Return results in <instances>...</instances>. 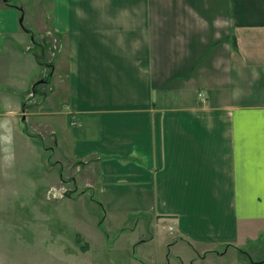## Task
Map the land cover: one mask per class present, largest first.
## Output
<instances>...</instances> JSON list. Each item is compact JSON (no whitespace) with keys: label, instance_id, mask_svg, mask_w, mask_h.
Masks as SVG:
<instances>
[{"label":"crops","instance_id":"0c3cea01","mask_svg":"<svg viewBox=\"0 0 264 264\" xmlns=\"http://www.w3.org/2000/svg\"><path fill=\"white\" fill-rule=\"evenodd\" d=\"M7 3L0 5V45L6 50L13 40L29 51L33 31L17 15L24 0ZM48 19L58 110L84 134L62 128L71 160L95 157L101 190L184 201L182 211L155 210L170 216L177 239L193 250L188 259L177 255L179 264H216L227 254L226 264H264L261 242L256 258L244 250L264 234V0H49ZM208 30L227 42L214 44L207 61ZM205 65L214 72L203 77ZM12 101L1 117L17 125L21 99ZM39 102L25 121L34 117L41 127L37 117L57 111Z\"/></svg>","mask_w":264,"mask_h":264},{"label":"rangeland","instance_id":"374dc122","mask_svg":"<svg viewBox=\"0 0 264 264\" xmlns=\"http://www.w3.org/2000/svg\"><path fill=\"white\" fill-rule=\"evenodd\" d=\"M7 2L15 4L17 0H0V5ZM24 3L23 11L17 15L33 31L29 51L40 64L33 60L30 63L28 56L24 57L25 52L30 53L24 50L27 44L7 40L6 50L0 45V96L10 99L0 102V264H167L168 261L179 264L177 255L188 259L193 250L177 239L170 216L163 213L155 216L156 208L182 211L184 201L155 198L149 193L101 190L95 178V157L71 160L70 145L64 140L62 128H69L72 135L84 134L82 128L69 124L71 121L59 112L62 94L53 85V76L48 78V62L56 48V37L48 23L49 0H24ZM207 33L209 44L202 54L204 57L207 54L208 61L209 54L217 50L214 44L218 48L227 39L223 35L210 36L214 30ZM192 39L203 38L198 35ZM194 56L192 52V61L196 59L199 65L201 55ZM204 68L203 77L206 72H214L206 65ZM199 71L192 69L193 79H199ZM219 73L223 76V69ZM37 78L47 83H34ZM29 79L31 87L27 84ZM195 93L196 90L192 95ZM18 99L21 110L17 111V125H12L11 117H1V107ZM37 100L40 109L57 111L55 115L37 117L41 127L34 124V117L25 121L31 104ZM173 102L172 98L168 100ZM48 128L53 129V134L47 132ZM21 133L40 150V155L25 143ZM259 242L264 248V234L249 242L244 250L258 257L263 251L255 250ZM230 255L214 263L226 264Z\"/></svg>","mask_w":264,"mask_h":264},{"label":"built area","instance_id":"2783aa9c","mask_svg":"<svg viewBox=\"0 0 264 264\" xmlns=\"http://www.w3.org/2000/svg\"><path fill=\"white\" fill-rule=\"evenodd\" d=\"M52 195H53V197H54V193H52ZM171 230H172V227H171V226L168 227V231L171 232Z\"/></svg>","mask_w":264,"mask_h":264}]
</instances>
